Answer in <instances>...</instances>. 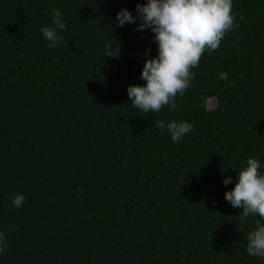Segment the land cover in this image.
Wrapping results in <instances>:
<instances>
[{"label":"trees","instance_id":"16d2710c","mask_svg":"<svg viewBox=\"0 0 264 264\" xmlns=\"http://www.w3.org/2000/svg\"><path fill=\"white\" fill-rule=\"evenodd\" d=\"M144 3L0 0V264H264L246 252L264 219L224 198L249 158L264 163V0H233L239 27L191 69L177 108L147 114L127 88L145 83L154 34L114 23ZM54 10L66 30L49 50ZM160 120L194 127L173 143Z\"/></svg>","mask_w":264,"mask_h":264},{"label":"clouds","instance_id":"9594fccd","mask_svg":"<svg viewBox=\"0 0 264 264\" xmlns=\"http://www.w3.org/2000/svg\"><path fill=\"white\" fill-rule=\"evenodd\" d=\"M50 26L41 28L49 50L64 43L61 33L66 22L59 10L53 11ZM243 20V17H240ZM233 12V0H146L137 4L135 15L122 8L114 22L117 27L136 25L135 31L150 29L157 45V55L147 58L140 73L142 85H130L127 94L132 106L144 113L160 112L164 106L169 110L178 107L176 98L183 96L191 86L194 73L191 69L205 53L218 48L225 35L238 28ZM105 57L118 59L120 46L110 42L102 49ZM151 49H146V56ZM156 126L167 130L173 143L182 141L193 130L194 125L186 121L160 120ZM264 163L249 158L247 166L239 171L235 187L225 192V200L234 208L241 209L240 218L260 217L264 219ZM227 187L232 177L222 181ZM26 198L18 193L11 198L12 205L21 209ZM246 252L250 257L264 258V224L257 223L247 235ZM8 248L5 233L0 231V254Z\"/></svg>","mask_w":264,"mask_h":264},{"label":"rangeland","instance_id":"374dc122","mask_svg":"<svg viewBox=\"0 0 264 264\" xmlns=\"http://www.w3.org/2000/svg\"><path fill=\"white\" fill-rule=\"evenodd\" d=\"M209 108L210 109H215L217 104L214 100L210 101L209 104H208Z\"/></svg>","mask_w":264,"mask_h":264}]
</instances>
